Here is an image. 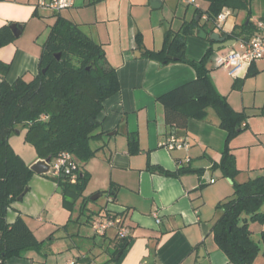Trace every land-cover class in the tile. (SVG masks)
Instances as JSON below:
<instances>
[{"label":"crops","instance_id":"1","mask_svg":"<svg viewBox=\"0 0 264 264\" xmlns=\"http://www.w3.org/2000/svg\"><path fill=\"white\" fill-rule=\"evenodd\" d=\"M195 1L189 4L160 0L153 7L151 0H75L73 7L54 11L40 6V0H0V28L12 23L23 25L19 36L0 47V62L10 64L4 76L9 83H13L10 75L14 70H21L17 78L27 81L38 74L43 45L59 17L77 24L103 46L108 62L117 71L120 90L104 102L98 116L97 132L101 135L91 141L96 154L81 170L90 174L86 188L92 185L93 195L105 196L106 203L101 206L123 215L129 227V245L115 259L112 252L121 241L115 228L100 240L91 235L77 242L79 231L75 226L62 228L71 212L64 204L63 191L58 190L61 187L51 175L34 173L23 199L9 207L7 222L13 223L21 214L44 243L21 257L10 258L7 264H234L218 248L213 236V227L222 214L217 205L234 193L233 181L230 183L218 167L227 132L220 127L216 111L210 108L205 120L189 119L185 138L190 148L162 147L161 140L173 134L174 128L167 124L158 98L194 80L197 73L187 63L163 64L148 58L145 52L161 50L167 33L180 31L199 16V30H208L207 37L201 38L196 29L186 38L187 57L199 61L210 46L214 49L216 42L210 39L214 31L226 37L244 23L264 21V0H253L248 10L228 7L231 15L222 28L207 23L209 1ZM254 30V34L264 36V30ZM235 45L214 49L207 68L231 106L251 114L247 130L230 142L239 169L235 180L243 183L264 168V58L231 73L216 61ZM250 71L257 73L248 76ZM2 79L0 74V83ZM133 136L138 140L136 153L130 150ZM14 150L21 156L25 153ZM24 151L29 158H22L30 166L40 159L32 145L25 146ZM242 152H247L246 168L240 164ZM150 166L163 167L176 175L153 172ZM52 234L53 238L47 240ZM255 264H264L262 254Z\"/></svg>","mask_w":264,"mask_h":264},{"label":"trees","instance_id":"2","mask_svg":"<svg viewBox=\"0 0 264 264\" xmlns=\"http://www.w3.org/2000/svg\"><path fill=\"white\" fill-rule=\"evenodd\" d=\"M208 1L207 23L213 25L223 8L248 10L253 0ZM206 25L202 27L205 29ZM199 27V21L184 24L180 31L167 33L161 50H147L145 55L163 64L179 61L195 69L197 77L194 80L161 95L158 100L164 106L167 124L174 130L186 131L190 118L205 120L210 108L219 116L220 127L227 132V138L218 167L225 177L233 181L235 190L229 199L217 205L222 214L213 227V236L218 248L232 263L255 264L259 254L264 257V248L254 239L250 223L264 224V211L261 210L264 205V175L237 182L235 178L239 169L230 148V142L247 130L251 114L235 110L216 88L207 68V61L214 53L212 46L199 61L187 57L186 38ZM255 28L256 25L249 21L225 36L227 39L248 40L255 35ZM14 39L10 25L0 28V47ZM137 42L142 45L141 34L137 35ZM57 53H61L60 59H57ZM170 56L173 58L169 59ZM9 66L0 62L3 77L0 83V264H7L10 258L21 257L25 251L37 249L44 243L21 214L13 223L7 222L9 207L29 187L34 175L30 165L11 146L9 137L24 129L25 141L35 148L39 158L51 157L53 160L62 151H69L81 161L82 169L97 151L92 148L91 141L101 135L97 132L98 116L104 102L120 90L117 71L108 62L103 46L77 24L63 17H59L50 30L43 45L39 72L32 80L19 77L13 83L7 82L4 76ZM256 73L250 71L248 76ZM130 150L132 153L139 151L138 140L134 136L130 140ZM149 168L164 175H176V172L160 166ZM45 176L50 177L49 174ZM54 180L61 187L64 204L71 212L68 223L62 227L67 230L71 222H78L80 215L86 214L89 200L84 196V190L90 174L81 170L76 184L68 183L63 177ZM81 199L80 215L75 219L72 215ZM90 210L86 223L90 222L93 213L99 215L93 224L109 214L106 206ZM97 236L94 233L93 238ZM52 238L53 234L47 240ZM119 239L120 245L112 252L114 259L129 245L128 238ZM261 239L264 242V230Z\"/></svg>","mask_w":264,"mask_h":264},{"label":"built area","instance_id":"3","mask_svg":"<svg viewBox=\"0 0 264 264\" xmlns=\"http://www.w3.org/2000/svg\"><path fill=\"white\" fill-rule=\"evenodd\" d=\"M182 1L189 4L196 2L195 0ZM74 3L75 0H40L39 5L54 11H61L73 7ZM229 15H231V10L228 7L223 8L217 17L216 26L222 28ZM255 25L258 30H264V21L260 20ZM262 58H264V36L255 34L248 40H237L235 47L231 51L219 56L216 62L219 66L227 68L231 73H235L237 69L251 65ZM43 119H46V116H43ZM160 145L169 150L190 148L189 140L174 133L163 137ZM80 172V160L73 153L62 151L55 159L51 160L48 174L53 178L63 177L68 183L76 184ZM211 182H215V179H211ZM111 228L117 230L119 238H128L129 227L121 214L109 211V214L97 219L93 224L94 233L99 236L106 235L107 231ZM70 264H73V262H70ZM141 264L147 263L143 262Z\"/></svg>","mask_w":264,"mask_h":264},{"label":"rangeland","instance_id":"4","mask_svg":"<svg viewBox=\"0 0 264 264\" xmlns=\"http://www.w3.org/2000/svg\"><path fill=\"white\" fill-rule=\"evenodd\" d=\"M258 1H260V0H258ZM21 72H22L21 70H18V71L14 70L11 73L12 75H10V77L12 78L13 82L18 79L17 76L20 75ZM23 73H24V71H23ZM13 74H16V75L13 76ZM32 75H34V74H32ZM27 77H28V79L32 78V76H29V75H27ZM262 102H264V101H262ZM20 130H21L20 132H17V131L14 132L9 137V140H10V142L12 143V145L14 146V148L16 150H19V151L23 150L21 152H25V153H23L25 156L22 155V157L28 159L29 155H28V153H26L27 151H24V147L25 146L29 147V145H31V144L25 141V130L24 129H20ZM254 149H256V148H253V151H254ZM241 154L243 155V157L242 156L240 157V160H241L240 164H241L242 167L246 168V166H247V157H246L247 152H242ZM246 173H250V170H249V172L246 171ZM260 174H264V168L263 169H259L258 171H256L253 176H257V175H260ZM222 179H224V178H222ZM228 181H229V178H228ZM234 190H235V188H234ZM93 192L94 191H92V185H90L88 188H86L84 190V196L88 198L89 204H90V205L88 204V209L86 211L87 215L86 214L85 215H80V211H79V205L82 202V199L84 197L76 205V209H75L76 213L74 214L73 218L76 219L80 215L81 219L78 222H75V221L71 222V227L75 226L74 228L76 229V231H79L77 242H80V240H84V239L87 240V237L84 238V236L94 235V231L92 230V227H93L92 225H93L94 219L99 217V215L97 213H93L92 214V218H91L92 220L90 219V222L86 223L85 221L87 219L88 213H91V210L89 211V209L98 210L101 205H104L106 203V198H105L104 195H102L97 201H92L91 197L94 194ZM262 210H264V205L262 207ZM251 226H252V228L254 230V233H253L254 239L259 241L261 243L262 248H264V242L261 239L262 230H263L264 226L260 222H257V221L256 222H252ZM97 239L100 240L101 237L97 236Z\"/></svg>","mask_w":264,"mask_h":264},{"label":"water","instance_id":"5","mask_svg":"<svg viewBox=\"0 0 264 264\" xmlns=\"http://www.w3.org/2000/svg\"><path fill=\"white\" fill-rule=\"evenodd\" d=\"M160 0H151V4L153 7H157V3H159ZM196 20H199V16L196 17ZM203 23V21H202ZM23 28V25L18 24V23H12L10 25V29L12 30L13 34L17 37L19 36V34L21 33V30ZM208 35V31H205L203 29H200V33L199 36L201 38H206ZM210 39L214 40L216 43L214 44V49L215 51H218L220 48H224V47H230L231 45H234L236 43V40H226V37L221 36L220 32L214 31L211 35H210ZM57 59H60L61 57V53H57L56 55ZM170 58H173L172 56H170ZM88 70L90 68H87ZM92 120V119H90ZM94 123V122H93ZM17 132H20V130H18ZM174 134H177L178 136L181 137H185L186 132L185 131H180V130H174L173 131ZM51 157H47L45 159H39L37 160L35 163H33L30 168L31 170L39 175H47L50 171V167H51ZM229 181L232 182V180L229 178ZM59 191H62L61 188L58 189ZM28 192V188H26L24 190V192L19 195L18 200H22L23 197L25 196V194ZM101 195L99 193H96L95 195H93L91 197L92 201H97L98 198Z\"/></svg>","mask_w":264,"mask_h":264}]
</instances>
